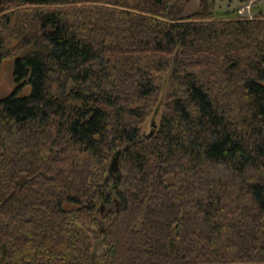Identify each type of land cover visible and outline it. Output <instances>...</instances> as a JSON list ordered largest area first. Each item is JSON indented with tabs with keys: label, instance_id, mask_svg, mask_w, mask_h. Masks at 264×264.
<instances>
[{
	"label": "trees",
	"instance_id": "trees-1",
	"mask_svg": "<svg viewBox=\"0 0 264 264\" xmlns=\"http://www.w3.org/2000/svg\"><path fill=\"white\" fill-rule=\"evenodd\" d=\"M129 2L0 0V264H264V15Z\"/></svg>",
	"mask_w": 264,
	"mask_h": 264
},
{
	"label": "rangeland",
	"instance_id": "rangeland-1",
	"mask_svg": "<svg viewBox=\"0 0 264 264\" xmlns=\"http://www.w3.org/2000/svg\"><path fill=\"white\" fill-rule=\"evenodd\" d=\"M130 6L135 10L139 7L152 5L154 0H129ZM181 6H179L176 11V15H189L195 12L208 13L209 12V2L208 0H183ZM187 2V3H186ZM192 6V7H191ZM199 6V7H198ZM195 8V9H194ZM188 11V12H187ZM264 15V0H217V5L215 8L216 20H233V19H242V20H252L257 16ZM23 54V52H22ZM21 54V55H22ZM179 56L178 54L176 55ZM13 65L14 59H7L3 62L0 73V99H3L10 95L14 89V79H13ZM171 73H168L163 79L162 93L158 102L151 106V112L148 117L145 119L144 123L141 126L142 136L145 137L154 129L152 123L155 120L157 124L156 130H159L162 116L165 110V104L168 102L169 94V82L171 80ZM31 92V88H25L22 92V96H27ZM228 98L235 97V89L226 88ZM228 105H231L228 103ZM156 109H159V114H156ZM237 109V107H235ZM116 196V193H113V197ZM106 207V208H105ZM105 212L109 210L115 211L117 205L114 201H111L105 206ZM104 212V211H103ZM105 214V213H103ZM99 212V216L102 215ZM94 253L96 255L101 251L100 245L98 242H93Z\"/></svg>",
	"mask_w": 264,
	"mask_h": 264
},
{
	"label": "water",
	"instance_id": "water-1",
	"mask_svg": "<svg viewBox=\"0 0 264 264\" xmlns=\"http://www.w3.org/2000/svg\"><path fill=\"white\" fill-rule=\"evenodd\" d=\"M154 129L151 131V133H149L148 135L145 136V138L147 140L151 139L154 134H155V131H156V128H157V124L155 122V120L153 121L152 123ZM122 151L119 150L117 152V154L112 158L111 160V163H110V167H109V173L113 176L114 180H115V183L119 180L122 179V172H121V167H120V163H119V158H120V155H121ZM101 252H103L101 250Z\"/></svg>",
	"mask_w": 264,
	"mask_h": 264
},
{
	"label": "bare ground",
	"instance_id": "bare-ground-1",
	"mask_svg": "<svg viewBox=\"0 0 264 264\" xmlns=\"http://www.w3.org/2000/svg\"><path fill=\"white\" fill-rule=\"evenodd\" d=\"M188 12V11H187ZM82 17V16H81ZM83 18V17H82ZM30 31V30H29ZM28 32V31H27ZM10 47V46H9ZM30 53V52H29ZM26 56V55H25ZM124 150V149H123Z\"/></svg>",
	"mask_w": 264,
	"mask_h": 264
}]
</instances>
